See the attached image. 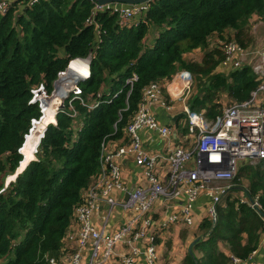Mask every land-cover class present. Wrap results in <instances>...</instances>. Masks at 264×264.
<instances>
[{
    "label": "trees",
    "instance_id": "16d2710c",
    "mask_svg": "<svg viewBox=\"0 0 264 264\" xmlns=\"http://www.w3.org/2000/svg\"><path fill=\"white\" fill-rule=\"evenodd\" d=\"M94 6L92 0H12L0 15V264H47V257L60 253L82 191L99 171L103 141L123 135L148 83L166 84L176 71H189V108L208 119L222 113L221 100L243 101L259 83L247 64L224 68L217 40L232 38L245 48L252 42L250 17L264 20V0H150L132 25L120 24L110 8ZM193 50L201 51L198 59L188 56ZM89 55L90 75L77 83V94L87 100L100 93L103 101L87 109L73 100L81 121L76 131L66 113H57L37 160L24 168L18 149L30 119L39 115L29 103L31 89L43 84L50 92L69 60ZM133 73L137 80L127 95L124 82ZM240 164L235 181L246 179V192L261 213L226 195L216 206V224L196 244L203 253L192 254L197 264H231V256L246 260L258 246L264 160ZM15 169L23 171L4 188Z\"/></svg>",
    "mask_w": 264,
    "mask_h": 264
},
{
    "label": "built area",
    "instance_id": "2783aa9c",
    "mask_svg": "<svg viewBox=\"0 0 264 264\" xmlns=\"http://www.w3.org/2000/svg\"><path fill=\"white\" fill-rule=\"evenodd\" d=\"M11 3L12 0H0V15L6 12ZM111 4L101 6L95 3L94 10L110 8L117 13L122 25L136 23L138 20L134 21V17L147 9V3L122 4L116 7ZM96 32L99 33L98 30ZM221 41L223 40H217V44L224 54L223 66L226 70L247 64V49L237 45L232 38L220 43ZM90 60V55L69 60L66 67L58 73L50 92L43 84L31 89L29 103L37 105L39 115L30 119L29 128L23 136L24 141L34 125L42 120L44 104L53 95L59 96L61 102L55 106L54 121L49 122L39 134L38 145L44 138L47 126L56 124L55 116L59 112L69 116L74 131L80 128L81 121L73 100H78L87 109H94L103 101L100 93L87 100L77 94V83L89 78ZM251 60L247 65L256 75L259 82L257 87L250 91L247 99L224 106L222 113L214 119H208L203 112L189 108L187 100L193 86V76L189 71H176L166 85L156 81L148 83L143 88L137 108L123 129L124 142L112 153L102 154L107 140L103 141L99 171L82 191L81 200L73 210L62 239L60 253L47 257V264H134L133 258L137 252L134 245L137 243L145 244L144 256L149 264H155L154 239L148 228L154 203L159 197L182 196L176 215L189 225L193 222V201L199 195L207 196L211 200L207 213L214 223L217 218L216 206L235 181L240 162L248 160L256 163L264 160V44L254 51ZM136 80L134 73L125 79L124 85L129 86L127 95ZM163 88L169 100H166ZM174 100L180 102V125L185 128L184 132L177 133L171 124H160L150 111L152 105L160 103L170 112L175 108L172 103ZM143 129L155 131L163 141V148L148 150L141 136ZM172 134L176 139L173 145L169 143V136ZM21 148L22 146L18 149L20 154ZM35 152L38 153V150ZM112 156L132 157L135 165L142 168L146 183L131 190L120 185L117 180L120 169L110 162ZM113 185L125 190L124 199L116 200L110 195ZM98 194L106 200L110 209L119 207L126 213L113 233H109L104 226L96 228L90 222V213ZM238 201L260 210L256 199L238 198ZM175 220V216H170L168 223ZM120 243H125L130 253H117L116 247ZM85 249L89 253L87 259L82 260ZM231 264H243V260L231 256Z\"/></svg>",
    "mask_w": 264,
    "mask_h": 264
},
{
    "label": "crops",
    "instance_id": "0c3cea01",
    "mask_svg": "<svg viewBox=\"0 0 264 264\" xmlns=\"http://www.w3.org/2000/svg\"><path fill=\"white\" fill-rule=\"evenodd\" d=\"M122 4L123 3H112L111 5L116 7ZM142 14H144L143 11H141V13L139 12L138 16H135L133 20L137 21L138 17L140 18ZM229 34L230 36H233L232 31H230ZM172 103L175 105V108H173V110L170 112L166 111L160 103L152 105L150 111L156 117V120L160 122V124H168V126L171 124L172 128H174L175 131L177 130V133H179L181 132V129L176 126V123H181L182 116L178 117L173 124L170 123V120L173 116L180 113V102L174 100ZM141 136L144 146L148 150L154 151L163 148V141L155 131L143 129L141 131ZM123 142V135L116 139H108L105 143L102 154L112 153L113 150ZM175 142V135H170L169 143L173 145ZM110 162L119 167L120 175L117 180L119 184L124 186L127 190L142 186L146 183L142 174V168L135 165L132 157L112 156ZM93 179L94 177L91 179V181H93ZM246 188V179L238 178V180L234 181L230 188L227 189L222 197L221 203L219 204L222 205L223 198L230 194L237 196V198L248 200L250 197L246 192ZM234 189L237 190L234 191ZM110 195L116 200H122L125 198L126 192L125 190L118 188L116 185H113L110 190ZM182 200V196H178L176 198L159 197L154 203L148 230L154 239L155 264H195L196 261L194 260L192 254L197 257L203 256L202 251L196 248V244L202 239L206 240V236L210 233L212 227L214 226L213 221L210 220V217L207 213V209L211 200L209 197L204 195H199L196 197L191 207L193 222L189 225L183 223L180 216L176 215L178 206ZM94 204V208L90 213L91 224L99 229L104 226L109 233L115 232L118 229L120 223H122L124 220L126 213L119 207L110 209L106 200L101 197L100 194H98V198L94 201ZM170 216L176 217V220L172 223H168V218ZM208 222L211 224V228H209ZM205 224L208 225L205 227ZM134 246L137 248V252L133 258L134 264H149L144 256L145 244L142 245L141 243H137ZM218 246L220 250H222L221 246H223L224 250L222 251L228 254L227 247L223 244V242H219ZM190 247L192 253L189 252ZM116 252L130 253V250L125 243H120L116 247ZM88 253L89 250L85 249L82 260L87 259ZM243 263L264 264V229L260 233L257 248L249 255L246 260H243ZM105 264H114V262H107Z\"/></svg>",
    "mask_w": 264,
    "mask_h": 264
},
{
    "label": "rangeland",
    "instance_id": "374dc122",
    "mask_svg": "<svg viewBox=\"0 0 264 264\" xmlns=\"http://www.w3.org/2000/svg\"><path fill=\"white\" fill-rule=\"evenodd\" d=\"M249 29H250L249 32L252 35V42L248 43V45L245 47V49H247L248 52H249V58L245 61L247 64L251 63V61H252L251 57H252V55L254 53V50L258 49L260 45L264 44V20H260V18L257 15L251 16L250 20H249ZM227 34H228V32H227ZM211 40H213V41H211V44L216 42V40H214V38H212ZM223 41H221L220 43H222ZM200 54H201V51L193 50V52H191L190 54L188 53V56L190 58H192V59H198L200 57ZM54 97L53 98L50 97L47 100V104L44 105V106H46L45 107L44 124H46V122H49L51 120V118H53L55 106H57L60 103V101H61L59 96H54ZM221 101L223 102V105L230 104V100L229 99L228 100H221ZM38 129H39V127H38ZM39 131H41V130H39ZM34 134H33V139L37 140V141L35 142V147H32V150H33V151H31L32 158L27 162V164L24 166V168L28 165V163L30 161L35 160L38 157L39 150L37 148V145H38L39 138L37 136L38 135L37 131H35ZM21 146H22V148H21V151H22L23 146H24V140H23ZM35 150H38V153H36ZM21 155H22V159H21V161H22V160L25 159L23 151H22ZM21 161H20V163H21ZM240 163L241 164L245 163V164H248V165H255L257 162L256 163H250L248 160H244V161H241ZM241 164H240V166H241ZM16 169H15V171L13 173L8 174L5 177V179H4V188L7 187L10 182L14 181L15 178L17 177V175L20 172L23 171L22 170L20 172H16ZM221 248H222V250H224L223 246H221Z\"/></svg>",
    "mask_w": 264,
    "mask_h": 264
},
{
    "label": "bare ground",
    "instance_id": "6f19581e",
    "mask_svg": "<svg viewBox=\"0 0 264 264\" xmlns=\"http://www.w3.org/2000/svg\"><path fill=\"white\" fill-rule=\"evenodd\" d=\"M55 96V95H54ZM54 96H52L51 98H53ZM61 102V101H60ZM45 105V104H44ZM46 107V106H45ZM44 118H45V110H44V115H43V117H42V120L41 121H39L38 123H36L35 125H34V128H33V130L29 133V134H27V136H25V141H24V146H23V149H22V151H23V153H24V156H25V159L24 160H22L21 161V163H24V166L27 164V162L32 158V154H31V151H33L32 150V147H35V142L37 141V140H34L33 139V134H34V132L35 131H37V133H38V138H39V134L42 132V130L45 128V126L49 123V122H51V121H54V116H53V118H51V120L49 121V122H46V124H44ZM38 127H39V129H38ZM39 130H41V131H39ZM35 135V134H34ZM36 138V137H35ZM28 159V160H27ZM20 163V164H21ZM20 167V166H19ZM19 167H17V169L19 168ZM24 169V168H23Z\"/></svg>",
    "mask_w": 264,
    "mask_h": 264
},
{
    "label": "water",
    "instance_id": "95a60500",
    "mask_svg": "<svg viewBox=\"0 0 264 264\" xmlns=\"http://www.w3.org/2000/svg\"><path fill=\"white\" fill-rule=\"evenodd\" d=\"M92 1L98 5L103 6V5H107L110 3H123V4H128V5H138V4L147 3L150 0H92ZM60 106H62V105H60ZM180 116H182V113H178L175 116H173L170 120V123L173 124L175 122V120ZM258 211L261 213L260 210H258ZM216 222H217V218H215V220H214V225L216 224ZM189 252L192 253L191 247L189 248Z\"/></svg>",
    "mask_w": 264,
    "mask_h": 264
},
{
    "label": "clouds",
    "instance_id": "9594fccd",
    "mask_svg": "<svg viewBox=\"0 0 264 264\" xmlns=\"http://www.w3.org/2000/svg\"><path fill=\"white\" fill-rule=\"evenodd\" d=\"M56 120V119H55ZM20 163V162H19Z\"/></svg>",
    "mask_w": 264,
    "mask_h": 264
}]
</instances>
